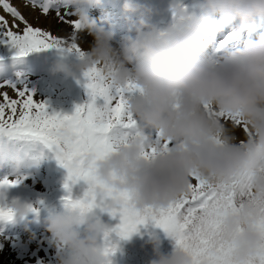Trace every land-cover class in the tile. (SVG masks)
<instances>
[{"label":"clouds","instance_id":"clouds-1","mask_svg":"<svg viewBox=\"0 0 264 264\" xmlns=\"http://www.w3.org/2000/svg\"><path fill=\"white\" fill-rule=\"evenodd\" d=\"M67 6L95 42L76 62L62 55L59 63L70 74L98 68L113 90H125L127 110L138 121L134 133L116 139L114 150L95 160V174L113 191L101 200L102 210L111 215L121 205V193L129 194L137 210L167 207L191 193L193 174L205 187L237 190L247 177L251 199L242 198L223 215L220 236L233 245L235 264L257 257L264 248L257 208L264 202V31L219 57L209 49L226 27L237 38L256 32L264 0H195V11L184 0H169L171 20L163 27L145 18L158 10L123 0L125 12L141 16L136 35L123 37L118 46L114 29L90 17V0H67ZM130 82L136 85L131 91ZM13 151L22 154L19 145ZM0 198L7 193L0 191ZM5 208L12 217H27L34 209L19 196ZM93 208L66 205L47 216L58 264L111 262L113 253L105 255V247L112 229ZM146 242L155 253L150 264H193L182 247L161 252L155 234Z\"/></svg>","mask_w":264,"mask_h":264},{"label":"snow or ice","instance_id":"snow-or-ice-1","mask_svg":"<svg viewBox=\"0 0 264 264\" xmlns=\"http://www.w3.org/2000/svg\"><path fill=\"white\" fill-rule=\"evenodd\" d=\"M27 4L33 8L39 7L45 16L55 10L59 20L73 29L71 35L62 37L33 26L10 0H0L2 9L12 17L9 22L4 15H0V42L16 46L19 49L18 56L51 47L66 48L68 51L76 48L72 37L82 22L68 19L72 15L67 11L61 13L62 7L66 9L67 0H27ZM99 72L98 68L93 67L84 74L89 99L77 105L70 115L49 114L46 104L34 99L27 87L18 88L8 81L0 82V138H36L50 148L55 146L57 159L68 171L65 188L70 192L68 182L74 184L81 179L88 185L81 198L73 200L71 195L64 198L67 206L79 207L81 210L95 207L98 193L102 194L100 200L113 196L112 189L95 174V160L114 150L116 139L110 133L116 125L129 129L136 126L125 104V90H113L98 75ZM135 87L130 82L128 90ZM6 89L13 90L15 95ZM98 99L103 100L102 105L97 104ZM164 146L167 147V143ZM193 176L191 193L163 208L137 210L130 206L129 194H119L121 205L113 209L111 215L115 216L119 212L120 223L111 231L121 238H127L138 230V225L150 219L174 239L176 247H182L192 256L193 264H235L233 245L220 236L221 220L229 210L237 207L242 198L251 199L247 177H242L237 190L236 186L228 188L224 185L208 188L199 177ZM16 183L18 181L7 178L0 181V185ZM257 208L261 221L259 227L264 231V202H258ZM11 218L12 210L0 207V219ZM106 240L105 255H109L115 252L116 246L107 235ZM247 264H264V248Z\"/></svg>","mask_w":264,"mask_h":264},{"label":"rangeland","instance_id":"rangeland-1","mask_svg":"<svg viewBox=\"0 0 264 264\" xmlns=\"http://www.w3.org/2000/svg\"><path fill=\"white\" fill-rule=\"evenodd\" d=\"M143 1L147 6L158 10L151 14L154 16L155 22H157L159 26H166V24L171 20V16L167 12L169 0ZM184 4L191 11L196 10L195 0H184ZM93 15L97 20L100 18L98 13H94ZM72 18L77 19L76 16ZM256 26L257 28H259V26H264V20H257ZM72 31L73 29L66 23L64 29L61 30L58 36L68 37L71 35ZM79 31L80 28L74 32L72 42L76 45V48H73L71 51H68L66 48L62 49L51 47L47 49H40V52H38L40 54L35 55L38 61L37 64L41 62L51 64V66H54L57 69L59 76L62 78V82H60L50 77L49 80L43 82L41 87H36L37 89L32 92L34 99H36L38 102H43L46 104V110L49 112V114L59 113L61 115H70L74 112L77 105L83 104L89 99L88 92L85 87V75L75 70H73V73L70 74L68 69L61 66L59 63L60 57L62 55L66 56L70 63H74L78 60V57L80 56V43L78 39ZM4 47L5 49H3V52H5V55L9 54L14 48H16L12 45H6ZM25 61L27 62V60ZM21 87H27L26 83L22 82ZM97 104L102 105L103 100L98 99ZM132 118L136 121L135 116H132ZM137 129L138 121L136 122V126L131 129L125 128L122 125H116L112 129L110 135L114 139H119L125 133H134ZM152 134L153 136L156 135L155 132ZM12 140L14 142L22 140L26 147L32 145L36 157H39L37 161L45 162L47 164L46 168L44 169L45 173H43L39 168V172L37 173L39 176L29 175V178H27L29 180V185H27V190L25 191L23 200L30 202L32 205H35L36 203V205L33 206L35 212H40L43 215H46V213L54 214L64 209L66 206V201L64 198L66 196L71 195V198L76 200L84 195L88 185L82 179L74 184L68 182L70 184V192L65 188L68 171L57 159V149L55 146H52L51 149L48 147V149L42 144V142H40V140L36 138H13ZM44 179L47 181L48 185L43 183ZM30 197L32 198L29 201ZM102 209L103 204L98 197L97 205L92 210L111 229H114L115 226L120 223L119 212H117L115 216H112L104 212ZM46 222L47 221H45L41 226L45 228ZM152 234H155L160 238L161 252L165 254L170 253L175 247L174 239L150 219L146 223L138 225V230L133 232L127 238H121L115 231H111L108 239L116 246V250L111 256V264H150V261L155 258V253L152 244L147 243L146 241ZM7 240L10 241L9 239ZM9 244L7 247L11 246V250H17V246L14 247V243L11 242ZM49 252L50 249L47 248L44 253L41 251L37 253L35 251L34 245L32 244L25 247L24 252H22L23 254H20V257L15 254L16 251H14L13 254H15L14 258L17 260L16 264H58V247L55 245V243H53L51 253ZM10 264L15 263L11 262Z\"/></svg>","mask_w":264,"mask_h":264},{"label":"bare ground","instance_id":"bare-ground-1","mask_svg":"<svg viewBox=\"0 0 264 264\" xmlns=\"http://www.w3.org/2000/svg\"><path fill=\"white\" fill-rule=\"evenodd\" d=\"M10 2L17 7L23 14L24 16L28 19V21L33 25V26H38L41 28H44L46 30H49L52 32L54 35H59L61 30L64 29L66 23L62 22L59 20V18L56 16L55 10H51L46 16L43 15L39 9L33 8L27 4V0H10ZM139 3L146 5V3L143 0H138ZM123 0H112V6L116 7L117 10L114 12L115 17L114 20L108 19L107 14H109V10L106 12V14H103L101 17V21H97L98 23H101L105 26L112 27L115 31V38L114 41L120 42L121 39L125 36H128V33L133 29V31L136 34V26L139 23V19L141 16V13L134 12V13H129L125 12L123 10ZM67 7V6H66ZM61 13H65L66 11L70 13L72 16L67 17L68 19H73V10L71 7H67L66 9L64 8L63 10L60 9ZM93 10L89 9V15L90 17L93 16L94 19H96L93 15ZM111 14V13H110ZM113 14V13H112ZM0 15H4L9 22L12 21V17L10 14L6 13L3 9L2 6H0ZM119 16V17H118ZM123 19H120V18ZM146 19H149L150 22L156 23L154 21V17L152 15L145 17ZM121 23L125 28L124 31H119V26L118 24ZM157 24V23H156ZM69 25V24H67ZM121 25V26H122ZM21 28H23V25H20ZM264 27V26H263ZM264 30V29H263ZM262 30V31H263ZM79 55H81L84 52H87L91 49L95 42L94 36L86 29V28H80L79 31ZM232 34L233 32L231 31L229 35ZM226 38H221L220 41H218V46H221L225 41ZM113 41V43H114ZM239 41V40H238ZM116 45V43H114ZM9 46L12 45L11 43H5V42H0V57L5 55V52H3V49H5L4 46ZM13 46V45H12ZM16 47V46H15ZM2 50V51H1ZM17 47L14 48L9 55L12 54H17L18 53ZM3 52V53H1ZM40 52V50H32L28 52L25 55L24 63L28 64L29 62L31 63L30 65H33V63H37L35 60V54ZM30 55V57H28ZM19 60V59H17ZM27 60V62H25ZM3 61L2 58L0 59V66H3ZM35 66V65H34ZM43 66L46 67L44 74L46 75H53L56 73L57 70H55L54 66L47 65V63H41L39 64L38 67ZM33 69V70H31ZM40 69V68H39ZM39 69L34 70V67L29 68V73L26 77V86L28 87L29 90L35 91L36 87L39 88L43 83L38 84L40 82V77L39 75ZM2 70V71H1ZM16 71V70H15ZM10 74H7L6 71L2 68H0V82L8 81L11 82L12 84H15L16 87L20 88L21 86V78L19 76V72H13L12 76L9 77ZM38 84V85H37ZM9 91L11 95H15L13 90L11 89H6ZM14 146L4 140L3 138H0V167H5V162L3 161L4 158L9 162V166L11 167L10 170H8V174L3 170L1 176H0V181L5 180L6 178L9 180H15L18 181V183L14 185H0V191H5L7 193V198H0V207H5L6 205H10L11 200L13 197L19 196L22 200L24 198L25 191L27 190V185H29V182L27 180V177L25 175H20L22 173V170H24L25 173H29L30 170H32L33 173H35L36 169L33 167L32 163L35 164V162L29 153H26V150L21 147L22 149V154L19 151H13ZM37 158V157H36ZM38 159V158H37ZM34 161V162H32ZM37 167V166H36ZM42 169L44 170V167L42 166ZM2 170V169H1ZM20 171L19 174H14L15 171ZM1 173V172H0ZM32 197L29 198V201ZM36 205V203H35ZM33 205V206H35ZM51 214H46L49 216ZM44 220V217L36 212H30L27 217H20L18 214L14 215L11 219H0V231L6 230L9 231L10 233H14L17 237H14V240L18 243H21L19 246L34 243L35 249L38 251H41L43 248H45L49 243L51 242V237L50 234L47 235L46 232H39V225L42 223ZM30 224V226H29ZM47 228V227H46ZM44 230V229H43ZM28 233V234H23V233ZM0 240L2 238L0 237ZM5 245L2 247L0 246V263H5V264H10L11 262L17 263L15 257V254L20 257V254H23L24 252L23 249L21 250H11V246L7 247V245L10 243L8 241L4 242ZM10 245V244H9ZM14 251H16L15 254Z\"/></svg>","mask_w":264,"mask_h":264}]
</instances>
